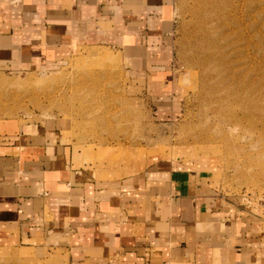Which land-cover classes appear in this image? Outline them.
Returning <instances> with one entry per match:
<instances>
[{
    "label": "crops",
    "instance_id": "obj_1",
    "mask_svg": "<svg viewBox=\"0 0 264 264\" xmlns=\"http://www.w3.org/2000/svg\"><path fill=\"white\" fill-rule=\"evenodd\" d=\"M173 18L174 0H0V69L46 73L112 46L131 75L171 93ZM65 128L44 120L1 140L0 246L71 264H264V202L222 195L203 160L102 180L73 164Z\"/></svg>",
    "mask_w": 264,
    "mask_h": 264
},
{
    "label": "rangeland",
    "instance_id": "obj_2",
    "mask_svg": "<svg viewBox=\"0 0 264 264\" xmlns=\"http://www.w3.org/2000/svg\"><path fill=\"white\" fill-rule=\"evenodd\" d=\"M173 19L171 93L131 75L112 46L79 48L46 73L0 69V142L61 120L73 164L98 179L203 160L222 195L262 204L264 0H174ZM0 264L71 262L44 246L3 245Z\"/></svg>",
    "mask_w": 264,
    "mask_h": 264
},
{
    "label": "bare ground",
    "instance_id": "obj_3",
    "mask_svg": "<svg viewBox=\"0 0 264 264\" xmlns=\"http://www.w3.org/2000/svg\"><path fill=\"white\" fill-rule=\"evenodd\" d=\"M103 57H105L104 55H103ZM110 58V60H112L113 59V57H109ZM114 60V59H113Z\"/></svg>",
    "mask_w": 264,
    "mask_h": 264
}]
</instances>
